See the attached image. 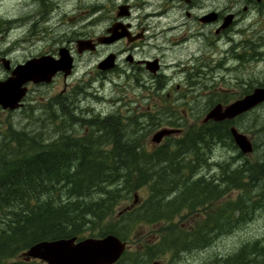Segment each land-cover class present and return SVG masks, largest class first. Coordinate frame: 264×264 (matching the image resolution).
I'll list each match as a JSON object with an SVG mask.
<instances>
[{"label":"trees","instance_id":"1","mask_svg":"<svg viewBox=\"0 0 264 264\" xmlns=\"http://www.w3.org/2000/svg\"><path fill=\"white\" fill-rule=\"evenodd\" d=\"M62 113L66 119L54 124L60 132L54 140L42 141L40 133L12 127L1 133L0 264L33 262L13 260L18 252L38 241L81 234V224L88 226L100 220L101 209L102 219H107L118 202L133 200L135 191L143 186L150 193L143 205L138 210L132 207L122 212L118 222L104 223L102 228V236L114 234L124 240L126 223L155 225L152 233L156 237L146 242L145 253L128 258L132 253L125 251L120 258L133 264L141 257L152 258L170 250L205 247L215 236L264 207V150L251 159L239 152L229 163L219 164L216 182L205 176L193 177L196 167L207 164V155L214 144L237 149L229 126L238 118L189 126L178 139L172 137L148 148L145 138L149 131L143 129L163 124L164 118L150 115L153 125L143 127L140 122L128 124L112 115L102 119L101 155L97 127L92 125L87 134L71 138L67 128L72 122L67 121V111ZM52 117L55 116L51 114V120ZM259 131L264 145V126ZM258 148L254 143V152ZM238 157L243 160L235 163ZM233 191H238L237 196L227 197ZM255 191L258 198L254 200ZM182 209L191 215L201 209L200 218L190 230L174 220L177 216L185 217ZM220 260L219 264H264V243L246 242L236 253Z\"/></svg>","mask_w":264,"mask_h":264},{"label":"rangeland","instance_id":"2","mask_svg":"<svg viewBox=\"0 0 264 264\" xmlns=\"http://www.w3.org/2000/svg\"><path fill=\"white\" fill-rule=\"evenodd\" d=\"M201 3L204 8L221 9L231 4L249 8L245 15V28L243 31L241 33L238 32V35H235L232 41H228L226 37L221 38L217 45L218 51L215 48L214 38L211 46L215 50L206 49L204 53L198 50V41L195 42L196 36L190 35V33L195 32V30L198 32L200 25L193 16L186 17L184 15L183 10L187 8L186 6L171 0H0V22L4 23V28L8 32L7 38L0 37V47H3V50H7L10 47L22 45L23 47L11 52L17 60L47 49H56L62 46L69 47L71 49L70 54L75 60V70L67 82L69 85L89 90L85 94L79 95L83 101H78V103L82 105L89 104L97 110L102 107V116L108 115L113 111L125 114L127 108L124 105L134 109L137 107V112L139 114L142 112L141 114L143 115L148 105L150 107L153 106L144 93V89L137 87L134 81H127L124 78L112 77L102 80L96 68L97 63L102 60V44H100L101 46L95 53L86 51L87 53L79 54L76 40H95L98 36H101L102 32H105L106 28L111 25V18L119 5L129 4L134 8L144 7L147 9L146 12L155 9L156 13L162 14L159 17L163 23L174 20L175 24H186L179 32L168 35L166 40H163V37H158L163 45L166 64H173L174 67H170L173 70H167L166 85L171 87L179 83L182 88L188 89L189 92H187L185 99L192 110H186L188 115L187 122L199 125L203 115L215 103H227L242 96L247 90L250 92L256 86H264V14L259 12L260 9L264 10V0L260 3L255 0H201ZM152 6L155 7L151 8ZM163 10L166 11L163 12ZM141 13L138 11L133 12V18L138 17ZM34 24L36 25L35 27L31 30L28 29ZM160 30L161 28H157V32ZM243 40H247L246 48H244L247 59L244 62H239L238 58L231 55L230 52L225 54L226 49L231 44L239 43ZM192 51L195 53V59L193 58L194 60L190 61L189 58L191 56L188 53ZM238 52H241V49ZM151 54H155V51H151ZM179 60L180 63H177L178 66L176 67L174 63ZM201 67H203L202 73L200 76L197 74V76L195 73ZM186 71L190 73H183ZM1 74L2 72H0ZM189 76H191L192 82H197L192 85L193 88H189L188 81L189 83L191 82ZM144 82L147 83L146 86L152 85L150 84L151 81L144 80ZM62 86L63 81L60 77L52 86L33 89L32 95L37 93V100H44L40 104L33 102L32 105L38 106L33 108V110L21 109L8 113V115L0 113V137L2 136L1 133L6 132L10 127L31 132L32 134H35V132L40 133V135H36H39V139L45 141L58 137L60 132L59 130L57 132L54 126L55 123L50 118L52 112L46 106L49 105L50 98ZM99 88L102 89V102L100 99L101 93L98 91ZM151 109L154 110V107ZM197 114L202 116L197 118ZM142 115H139V119L143 122L142 126L151 127L153 123L151 121L147 122V118L144 119ZM61 122V119H58V124H61ZM72 125L71 123L68 126L67 133L72 135V132L75 131L79 135L78 132H81L79 126L73 127ZM162 125L143 129V131H149L145 138L148 148H153L149 145V139L156 130L162 128L160 127ZM233 125L246 133L253 143L259 145L255 152L246 157L251 159L256 155H261L264 150L263 138L257 131L259 127L264 126V103L245 116L238 118ZM181 128L182 132H184L189 126ZM177 136L175 135L176 139H178ZM169 139L172 138L170 137ZM238 153V149H231L226 145L224 146V144H214L209 155H207V164H201L199 166L201 168L198 167L196 169L198 173L197 171L193 172L194 179L199 176H205L207 180H215L214 182H216L220 173L219 164L229 163L232 157L237 156ZM242 160V157H238L235 163H240ZM135 193L138 195V202L133 204L132 198L118 202L111 211L112 215L108 216L107 219H102V228L104 223L118 222L121 219L118 217L125 211V207L126 209L138 207L136 209L138 210L150 195L147 186L137 189ZM257 193L255 191L253 194L254 200L258 198L255 195ZM237 194L238 191H233L227 197L234 199ZM198 211H201V209H196L195 212L197 214L191 215L185 209H182L181 213L185 217L179 219L181 216H177L174 220L179 222V226L182 228L190 230L200 218ZM91 224L88 226L82 225L80 232L82 236L98 237L97 234L101 231L100 220H96ZM124 225L126 226L123 229L125 232H123L122 237L127 242L126 252L132 253L127 257L132 258L136 253H145L146 248H144V245L146 242H152L156 237L152 233L155 230V225H143L141 222L126 223ZM254 241H262L264 243V208L257 210L253 216L236 224L233 229L223 232L220 236L217 235L205 247L193 248L189 252H185V250L177 252L170 250L152 256V258L142 259L141 257L137 264H142V262L151 264L153 261H158L159 264H219L221 262L220 259L233 255L246 242ZM21 253L22 251L18 252L13 261H23ZM29 264L40 263L33 261ZM115 264L133 263L128 262L126 259H121Z\"/></svg>","mask_w":264,"mask_h":264},{"label":"flooded vegetation","instance_id":"3","mask_svg":"<svg viewBox=\"0 0 264 264\" xmlns=\"http://www.w3.org/2000/svg\"><path fill=\"white\" fill-rule=\"evenodd\" d=\"M171 1L186 6L187 8L183 10L184 15L186 17L193 16L196 22L200 25L199 31L196 32L197 30H195V32H192L193 34L190 33V35L196 36L195 42L198 41V50H200L202 53H204L205 49L215 50L211 46L213 44L212 42L213 38L214 40L217 39L215 41V48L216 51H218L217 45L219 43L217 42H220L219 40L221 38L228 36V40L232 41V38H234L235 35H238V32L240 31L242 32V30L245 28L244 25L246 18L245 15L249 11V8L247 6H244L242 8L239 7L238 4H231L230 6H226L225 8L218 9V8H204L202 4L204 2L202 1L201 3V0H171ZM146 10L147 9L144 7L134 8L129 5V7L126 10L127 12L126 15H118L119 12L118 7L117 9H115V12L113 13V17L111 18V25L106 28L105 32H102V39L111 36L110 35L111 33L108 32V29L116 24H119L121 26L119 27L118 32L122 33V36H120L118 39L110 43L102 42V61L110 55H113V61L111 62V65L109 67L102 68V71L97 69V71L100 73L99 77L102 80H107L112 77L118 79L124 78L127 81L130 80L134 81L137 87L143 88L144 93L148 97V100L153 105L152 107L148 105L147 109L145 110L146 112L143 115L141 114L142 112L140 114L137 112L138 111L137 107H135L134 109V108H130L127 105H124V107L127 108V112L125 113L126 115L119 113L117 111H113L108 116L105 115L103 117L102 107L101 109L97 110L95 108H92L91 105L89 104L82 105L81 103H78V101L79 102L83 101V99H81L79 95L83 94V92L84 93L88 92V90L82 89L81 87L69 85V83L67 82L74 73L75 70L74 64L71 74H69L67 77L64 76L63 72H57L54 76H52V79L49 82L41 81L35 83L34 81H28L22 84L19 87V90L23 89L25 92L21 97V100L19 101L20 106L16 109H10V108H4L2 105H0V113H4L8 115V113L10 114L12 112H16L21 109L24 110L29 109L30 111L33 110V108H37L38 107L37 105H32L33 102L40 104L44 100L38 101L37 100L38 94L36 93L32 95V93L34 92L33 89L52 86L53 84L56 83V80L61 77L63 81L62 88H60L57 91V93H55V95L52 98H50L51 101L49 102V105L46 106L52 112L53 116H56L57 113V116L54 117L52 121L56 124L58 123V119H61V121H63L64 119H66V116L63 115L62 111H67L68 112L67 121L69 122L70 120L73 124L72 125L73 127L79 126V129H81L79 135L76 134L75 131L72 132L71 138H78L79 136L81 137V135L83 136L84 134H87L90 131L91 125L95 126V128L97 126L98 129L97 133L99 137L98 138L99 148L101 155H102V119H105L112 115H115L118 118L123 117L121 119L128 124L135 122H140L141 124H143V122L139 119L140 118L139 115L144 116L145 119L147 115L153 114L155 118L161 116L162 119L163 118L165 119L163 126H170V127L174 126L179 128L183 126H193L194 123L187 122L188 115L186 110L188 109L192 110V108L188 106V102L185 99L187 92H189L188 89L185 90L184 88L181 87V84L179 83H176L174 84V86L171 87H167L166 85V79L168 78L167 70L170 69V67L172 68L174 67L173 64H168V65L166 64L165 54L163 52V45L162 42H160V38L158 37V36L163 37V40H166L167 39L166 37L168 35L179 32L184 25L186 26V24L185 23L175 24L174 20L163 23L161 21V18L159 17L162 14L156 13L155 9L152 10L151 12H146ZM166 10H163V12H165ZM135 11L142 13L139 14L138 17L133 18L132 14ZM157 15L158 17H156ZM35 26L36 25L34 24L32 25L31 28L29 27L28 29L31 30ZM203 27H207V28H203ZM157 28L158 29L161 28V30L157 32ZM212 33L214 35H212ZM7 34L8 32L7 29L4 28V23L0 22V37L7 38L8 36ZM243 41H240L239 43L231 44L229 48L226 49L225 54L231 51L230 52L231 55L236 56L239 62H244L247 59L246 51L244 49V47L246 48L247 40H243ZM99 46L101 45H97L96 48L90 52L92 53L97 52ZM18 47H23V46L17 45L14 46L13 48L10 47L7 50H3V47H0V72H2V74L0 75V82L11 78L13 76L14 69L18 65L25 64L30 59L39 58L41 56H49L54 59H57L59 57L60 48L62 47L66 48L69 54L71 50L69 47L62 46V47H57L56 49H47L45 51H40L36 54H30L21 60H17L14 58L11 52ZM239 49H241L242 52H238ZM151 51H155V54H151ZM85 52H78V53L84 54ZM188 54L189 56H191L189 58L190 61H193L195 59V53H193L192 51L189 52ZM74 61L75 60L73 57V63ZM150 62H154V65H151ZM177 63H180V60L174 63L176 67L178 66ZM153 68L155 71L151 70ZM202 68L203 67L198 68L195 74L196 75L198 74L200 76V74L202 73ZM183 73L189 74L190 72L186 71ZM189 79H191L190 83L188 81L189 88H193L192 85L197 82H192L191 76H189ZM144 80H148V82L151 81L150 84L152 85L146 86L147 83H145ZM130 88L133 89L132 87ZM98 91L101 93L100 99L102 102V89L99 88ZM222 103L226 104L224 102ZM153 107L154 110L151 109ZM155 111H158L159 113L157 114ZM196 116L197 118H199L201 115L197 114ZM86 122H88L90 125L88 126V123ZM149 145L153 148L156 147V145H151V144ZM100 227H101V232L98 237L102 238V209L100 211ZM76 237L77 240H79L80 238H83L85 236L79 234ZM31 261H36L43 264L40 260H31Z\"/></svg>","mask_w":264,"mask_h":264},{"label":"water","instance_id":"4","mask_svg":"<svg viewBox=\"0 0 264 264\" xmlns=\"http://www.w3.org/2000/svg\"><path fill=\"white\" fill-rule=\"evenodd\" d=\"M261 2L262 0H256ZM128 5L118 6V15H126ZM119 24L113 25L108 29L111 36L102 39V35L94 39H77L76 47L78 52L85 50H94L96 44L102 42L110 43L122 36L118 32ZM113 61V55L106 57L97 64V68H107ZM154 65V62H150ZM73 68V57L66 48L59 49V58L54 59L49 56H41L28 60L25 64L18 65L13 76L3 82H0V105L4 108L15 109L20 106L19 101L24 94V90L19 87L28 82H49L57 72H63L67 77ZM155 71L154 68L151 69ZM264 102V87H255L250 93L242 98L227 104H216L204 116L202 122L231 120L243 114L258 104ZM179 128L163 127L156 130L150 141L153 144H159L164 137L178 134ZM231 136L242 154H250L253 151L251 139L235 126L230 127ZM137 195L134 196V202L137 201ZM126 249V242L120 240L114 234H107L102 238L87 237L77 240L76 236L69 238H60L53 240H42L32 244L22 253L25 260L37 258L45 264H114L121 257ZM151 264H159L154 261Z\"/></svg>","mask_w":264,"mask_h":264},{"label":"bare ground","instance_id":"5","mask_svg":"<svg viewBox=\"0 0 264 264\" xmlns=\"http://www.w3.org/2000/svg\"><path fill=\"white\" fill-rule=\"evenodd\" d=\"M53 2H55V1H53ZM41 4V3H40ZM41 7H42V5H41ZM40 7V8H41ZM153 7H155V6H152L151 8H153ZM157 7V6H156ZM45 8V7H44ZM150 8V9H151ZM263 9H264V7H263ZM147 11V10H146ZM151 12V11H150ZM145 15V14H144ZM157 17V16H156ZM151 19V18H150ZM243 19V18H242ZM148 21V20H147ZM154 21V20H153ZM18 22V21H17ZM16 22V23H17ZM149 22H150V20H149ZM152 22V21H151ZM243 22V21H242ZM241 22V23H242ZM19 23V22H18ZM20 24V23H19ZM24 25V24H23ZM239 25V24H238ZM240 28H242V27H240ZM165 29V28H164ZM66 30V29H65ZM231 30V29H230ZM243 31V30H242ZM65 32V31H64ZM229 32V31H228ZM241 32V31H240ZM232 33V32H231ZM193 34V33H192ZM214 35V34H213ZM229 35V34H228ZM240 35V34H239ZM190 37V36H189ZM227 37V39H228V36H226ZM223 39V38H222ZM238 39V38H237ZM236 39V40H237ZM191 40V39H190ZM217 40V39H216ZM216 40H214V41H216ZM235 40V41H236ZM220 41V40H219ZM229 41V40H228ZM205 42V41H204ZM227 42V41H226ZM244 42V41H243ZM203 43V42H202ZM218 43V42H217ZM13 44V43H12ZM205 44V43H204ZM185 45V44H184ZM187 45V44H186ZM193 45V44H192ZM217 45V44H216ZM203 46V45H202ZM222 46V45H221ZM180 47V46H179ZM182 47V46H181ZM185 47V46H184ZM225 47V46H224ZM237 47V46H236ZM19 48V47H18ZM18 48H16L17 50H18ZM206 48V47H205ZM245 48V47H244ZM21 49V48H20ZM180 49V48H179ZM206 50V49H205ZM204 50V51H205ZM231 50V49H230ZM231 52V51H230ZM241 52H242V50H241ZM186 59V58H185ZM190 66V65H189ZM198 66V65H197ZM91 89V88H90ZM89 91V90H88ZM97 93V92H96ZM83 94H85L84 92H83ZM79 95V94H78ZM92 111V110H91ZM94 111V110H93ZM97 113V112H96ZM109 115V114H108ZM107 115V116H108ZM87 117V116H86ZM93 117V116H92ZM95 117V116H94ZM104 117V116H103ZM53 118V117H52ZM89 118V117H88ZM121 118H123V117H121ZM117 120H118V118H116ZM126 119V118H125ZM65 120V119H64ZM131 120V119H130ZM123 122H125V121H123ZM85 123V122H84ZM86 123H88V122H86ZM54 124V123H53ZM90 124L88 123V126H89ZM124 125V124H123ZM92 126V125H91ZM117 126V125H116ZM97 127V126H96ZM120 127V126H119ZM255 127H256V124H255ZM91 128H93V126L91 127ZM124 128V127H123ZM57 129V128H56ZM55 129V130H56ZM59 130V129H58ZM91 130V129H90ZM93 130V129H92ZM97 130V129H96ZM260 130V129H259ZM22 131V130H21ZM95 131V130H94ZM58 132V131H57ZM98 132V131H97ZM123 132V131H122ZM79 133V132H78ZM259 134H261L260 133V131H259ZM132 135V134H131ZM49 136V135H48ZM82 136V135H81ZM50 137V136H49ZM80 137V136H79ZM97 138V137H96ZM38 140V139H37ZM54 140V139H53ZM56 141V140H55ZM40 142V141H39ZM216 142V141H215ZM218 142V141H217ZM221 142V141H220ZM219 143V142H218ZM203 146V145H202ZM225 146V145H224ZM217 147V146H216ZM229 149V148H228ZM200 150V149H199ZM208 152V151H207ZM178 156V155H177ZM208 157V156H207ZM181 158V157H180ZM180 168H182V167H180ZM196 168H198V167H196ZM199 168H201V167H199ZM105 170V169H104ZM108 171V170H107ZM197 170H195L194 172H196ZM201 171V170H200ZM147 172H149V171H147ZM197 173H198V171H197ZM125 174V173H124ZM174 178V177H173ZM180 178V177H179ZM193 178V177H192ZM118 179V178H117ZM175 179V178H174ZM101 182V181H100ZM112 182V181H111ZM115 182H118V181H115ZM109 183H107V185H108ZM113 184V183H112ZM118 184V183H117ZM100 185V184H99ZM106 186V185H105ZM117 186V185H116ZM121 186V185H120ZM97 187V186H96ZM107 187V186H106ZM177 187V186H176ZM100 188V187H99ZM103 188V187H102ZM112 188V187H111ZM218 188V187H217ZM223 188V187H222ZM120 189V188H119ZM174 189V188H173ZM113 190V189H112ZM168 190V189H167ZM117 191V190H116ZM170 191H172V190H170ZM169 191V192H170ZM197 191H198V189H197ZM242 191V190H241ZM165 193L166 192H164V196H167V195H165ZM168 193V192H167ZM171 193V192H170ZM201 193H199V195H200ZM89 195V194H88ZM203 195V194H202ZM44 196V195H43ZM87 197V196H86ZM99 197V196H98ZM88 198V197H87ZM41 200V199H40ZM249 201H250V199H249ZM90 202V201H89ZM92 202V201H91ZM87 203H88V201H87ZM93 203V202H92ZM89 204V203H88ZM264 208V207H263ZM251 209V208H250ZM256 211V210H255ZM99 212V211H98ZM241 213V212H240ZM249 215V214H248ZM91 219V218H90ZM96 219V218H95ZM240 220V219H239ZM85 221H87V220H85ZM82 222V221H81ZM78 224H80V223H78ZM83 224H85V223H83ZM83 224H81V225H83ZM92 225V224H91ZM1 227V226H0ZM81 228V227H80ZM233 229V228H232ZM229 231V230H228ZM212 232V231H211ZM208 235V234H207ZM214 235V234H213ZM220 236V235H219ZM216 237V236H215ZM209 238V237H208ZM211 239V238H210ZM211 241V240H210ZM195 248V247H194ZM197 248V247H196ZM191 249V248H190ZM185 252H186V250H185ZM187 252H189V250L187 249ZM177 258V257H176ZM223 259V258H222ZM143 261V260H142ZM221 261V260H220ZM224 261V260H223ZM222 262V261H221ZM140 263V262H139ZM145 262H142V264H144ZM223 264H225V263H223Z\"/></svg>","mask_w":264,"mask_h":264}]
</instances>
